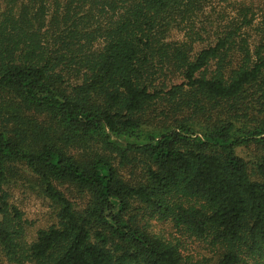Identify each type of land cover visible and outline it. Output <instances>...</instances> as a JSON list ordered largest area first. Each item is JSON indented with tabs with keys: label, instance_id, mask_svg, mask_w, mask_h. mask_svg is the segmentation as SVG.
<instances>
[{
	"label": "trees",
	"instance_id": "16d2710c",
	"mask_svg": "<svg viewBox=\"0 0 264 264\" xmlns=\"http://www.w3.org/2000/svg\"><path fill=\"white\" fill-rule=\"evenodd\" d=\"M3 261L264 264V0H0Z\"/></svg>",
	"mask_w": 264,
	"mask_h": 264
},
{
	"label": "rangeland",
	"instance_id": "374dc122",
	"mask_svg": "<svg viewBox=\"0 0 264 264\" xmlns=\"http://www.w3.org/2000/svg\"><path fill=\"white\" fill-rule=\"evenodd\" d=\"M12 203L15 204L24 214L31 225L27 230L26 238L32 241L39 229L51 226L54 222L52 209L47 200L36 193L25 189H16L12 191ZM159 225H155V228ZM2 264H7L3 261Z\"/></svg>",
	"mask_w": 264,
	"mask_h": 264
}]
</instances>
